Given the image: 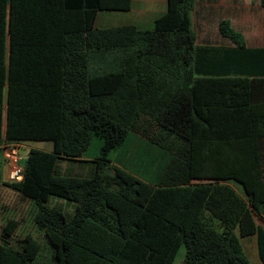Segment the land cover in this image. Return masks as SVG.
<instances>
[{"label":"trees","instance_id":"1","mask_svg":"<svg viewBox=\"0 0 264 264\" xmlns=\"http://www.w3.org/2000/svg\"><path fill=\"white\" fill-rule=\"evenodd\" d=\"M194 4L167 0L140 30L94 26L131 0H0V144H51L2 183L31 203L43 242L5 218L0 264H172L181 247V264H250L238 237L255 238L264 264V48L227 20L217 30L232 46L197 45ZM129 133L167 158L156 183L110 163ZM92 136L90 176L58 175Z\"/></svg>","mask_w":264,"mask_h":264},{"label":"rangeland","instance_id":"2","mask_svg":"<svg viewBox=\"0 0 264 264\" xmlns=\"http://www.w3.org/2000/svg\"><path fill=\"white\" fill-rule=\"evenodd\" d=\"M104 14L105 12H101L99 17ZM111 24L107 23L106 27H111ZM100 144V138L92 136L91 143L82 156V160H59L56 164V173L61 176H90V169L92 168L90 161L99 155ZM6 146L4 143L0 144V225L3 224L5 218L12 217L19 221V227L15 235L17 238H21L25 234H32L42 243L41 233L36 230L31 222L34 212L31 203L20 200L17 195L2 185L3 182H9L8 173L11 168L8 161L4 159L5 151L7 150ZM31 148L49 152L51 151V144L49 142L38 141L21 144L17 151V157H20V165ZM108 159L113 166L127 170L140 180L149 184L157 182V178L162 172L167 160L160 150L148 144L143 137L133 133H129L122 145L109 153ZM235 187L237 191L241 190L239 185L235 184ZM46 206L59 209L67 216H71L74 210V204L72 202L55 196L48 197ZM256 223L263 225L258 219H256ZM238 238L242 251L250 264H260L254 237ZM184 251V247L179 249L172 264L182 263L185 254ZM42 255L43 258L48 255L47 248L44 245Z\"/></svg>","mask_w":264,"mask_h":264},{"label":"crops","instance_id":"3","mask_svg":"<svg viewBox=\"0 0 264 264\" xmlns=\"http://www.w3.org/2000/svg\"><path fill=\"white\" fill-rule=\"evenodd\" d=\"M166 7L167 0H131V7L126 12H105L101 17L99 12L94 26L105 29L107 23H112L111 27L130 25L140 30L150 29L154 21L165 13ZM221 20H227L231 28L243 36L247 48H264V7L261 0H195L190 12L195 43L201 46H232L218 33ZM96 25H101V28Z\"/></svg>","mask_w":264,"mask_h":264},{"label":"built area","instance_id":"4","mask_svg":"<svg viewBox=\"0 0 264 264\" xmlns=\"http://www.w3.org/2000/svg\"><path fill=\"white\" fill-rule=\"evenodd\" d=\"M20 145L18 144H8L6 146V151L4 159L10 164V170L8 173L9 181H19L21 179V165L19 164L20 157H17V151Z\"/></svg>","mask_w":264,"mask_h":264}]
</instances>
